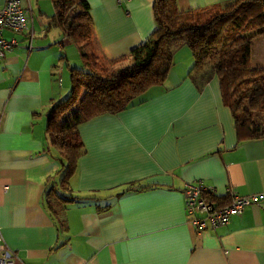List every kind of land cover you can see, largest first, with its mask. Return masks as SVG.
I'll return each mask as SVG.
<instances>
[{
	"label": "crops",
	"instance_id": "crops-1",
	"mask_svg": "<svg viewBox=\"0 0 264 264\" xmlns=\"http://www.w3.org/2000/svg\"><path fill=\"white\" fill-rule=\"evenodd\" d=\"M17 1L32 23L2 32L17 43L0 61V232L14 264H264V139L235 143L217 80L197 92L185 77L191 57L183 44L172 50L164 83L140 104L77 127L84 154L70 190H60L63 168L45 140V116L69 91L66 68L81 63L47 27L49 0ZM174 1L178 11H199L234 0ZM86 2L91 35L83 51L101 64L154 29L153 0ZM189 184L217 199L257 200L198 230L185 208Z\"/></svg>",
	"mask_w": 264,
	"mask_h": 264
},
{
	"label": "trees",
	"instance_id": "trees-1",
	"mask_svg": "<svg viewBox=\"0 0 264 264\" xmlns=\"http://www.w3.org/2000/svg\"><path fill=\"white\" fill-rule=\"evenodd\" d=\"M49 1L53 14L47 18V27L61 32L81 63L77 69L66 68L68 94L45 116V140L63 168L58 184L62 192L70 190L69 179L84 154L77 127L94 117L115 115L140 104L147 89L164 83L172 65L171 52L178 44L190 54L191 66L185 77L197 92L211 79L217 80L235 143L264 139V67L249 63L252 41L264 35V0H234L199 11H178L174 0H153L154 29L149 37L104 64L83 51L91 35L86 0ZM201 197L215 207L229 203L228 195L217 199L201 192ZM60 201L71 200L60 196ZM47 209L55 215L48 204Z\"/></svg>",
	"mask_w": 264,
	"mask_h": 264
},
{
	"label": "built area",
	"instance_id": "built-area-1",
	"mask_svg": "<svg viewBox=\"0 0 264 264\" xmlns=\"http://www.w3.org/2000/svg\"><path fill=\"white\" fill-rule=\"evenodd\" d=\"M30 11L21 8L17 0H5L0 6V61L4 58L5 53L9 52L15 45L14 40H4L2 32H20L31 25ZM201 192H208L199 185L189 184L184 188L185 208L187 214L193 216L191 224L198 230L205 229L207 224L212 228H217L227 222L230 216H238L242 209L254 203L256 196L240 197L228 195L229 203L224 207H215L206 202L201 197ZM209 193V192H208ZM198 213L202 217L195 218ZM14 253L11 252L2 240L0 232V264H14Z\"/></svg>",
	"mask_w": 264,
	"mask_h": 264
},
{
	"label": "rangeland",
	"instance_id": "rangeland-1",
	"mask_svg": "<svg viewBox=\"0 0 264 264\" xmlns=\"http://www.w3.org/2000/svg\"><path fill=\"white\" fill-rule=\"evenodd\" d=\"M172 54H173V51L171 52V56H172ZM249 63L252 67H256V66L264 67V35L259 37V38L254 39L252 41V46L250 48ZM62 174H63V171H62L60 177L62 176ZM60 177H59V179H60Z\"/></svg>",
	"mask_w": 264,
	"mask_h": 264
}]
</instances>
